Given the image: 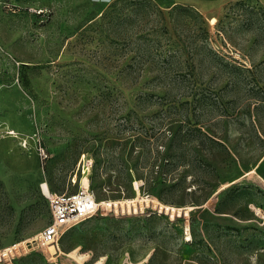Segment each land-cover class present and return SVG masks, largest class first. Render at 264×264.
Returning a JSON list of instances; mask_svg holds the SVG:
<instances>
[{
  "label": "rangeland",
  "instance_id": "rangeland-1",
  "mask_svg": "<svg viewBox=\"0 0 264 264\" xmlns=\"http://www.w3.org/2000/svg\"><path fill=\"white\" fill-rule=\"evenodd\" d=\"M83 177L117 205L51 254L41 185ZM7 247L0 264H264V0H0Z\"/></svg>",
  "mask_w": 264,
  "mask_h": 264
},
{
  "label": "built area",
  "instance_id": "built-area-1",
  "mask_svg": "<svg viewBox=\"0 0 264 264\" xmlns=\"http://www.w3.org/2000/svg\"><path fill=\"white\" fill-rule=\"evenodd\" d=\"M94 199V192L89 185L86 190L79 187L74 192L48 193L47 200L51 218L39 231L38 241L41 244L56 245L68 228L99 210L100 207L94 202ZM11 252L12 247L0 250V262L11 255Z\"/></svg>",
  "mask_w": 264,
  "mask_h": 264
},
{
  "label": "bare ground",
  "instance_id": "bare-ground-1",
  "mask_svg": "<svg viewBox=\"0 0 264 264\" xmlns=\"http://www.w3.org/2000/svg\"><path fill=\"white\" fill-rule=\"evenodd\" d=\"M88 184H89V180H88V178L87 177H83V181H82V187H80V189H82V190H86L87 189V187H88ZM41 187H42V189L46 192V193H49V191H48V188H47V185L45 184V183H42V185H41ZM94 202L99 206V207H101L102 209H107V210H109V209H111V207L112 206H116L117 205V202L118 201H109V200H105V201H97L96 199H94ZM187 235H188V237L186 238V239H190L191 238V235L190 234H188L187 233ZM50 243H48L47 245H48V250H49V252L51 253V254H53V253H57V250H56V247L54 246L55 244H50ZM56 246H57V242H56Z\"/></svg>",
  "mask_w": 264,
  "mask_h": 264
}]
</instances>
